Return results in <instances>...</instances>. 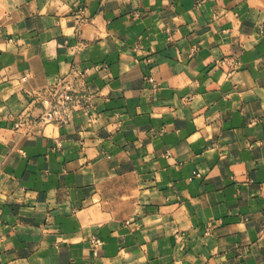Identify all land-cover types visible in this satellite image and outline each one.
Listing matches in <instances>:
<instances>
[{
  "label": "crops",
  "instance_id": "0c3cea01",
  "mask_svg": "<svg viewBox=\"0 0 264 264\" xmlns=\"http://www.w3.org/2000/svg\"><path fill=\"white\" fill-rule=\"evenodd\" d=\"M0 264H264V0H0Z\"/></svg>",
  "mask_w": 264,
  "mask_h": 264
},
{
  "label": "built area",
  "instance_id": "2783aa9c",
  "mask_svg": "<svg viewBox=\"0 0 264 264\" xmlns=\"http://www.w3.org/2000/svg\"><path fill=\"white\" fill-rule=\"evenodd\" d=\"M99 65H94L92 70H99ZM89 68L71 66L69 70L56 77L53 83L44 86L36 92L35 100L40 104L38 116L23 112L13 122L14 129L38 132L46 124L65 127L70 124L75 116H83L88 122H93V94L88 90L86 78ZM26 77L22 79L25 80ZM146 81L156 89V82L152 73L146 76ZM195 176L199 174L194 172ZM93 252L102 244L100 239L93 238Z\"/></svg>",
  "mask_w": 264,
  "mask_h": 264
}]
</instances>
